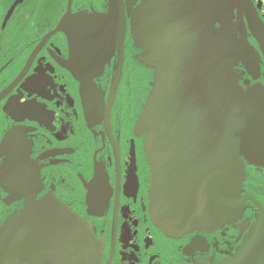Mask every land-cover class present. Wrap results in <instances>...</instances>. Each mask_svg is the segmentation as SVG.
<instances>
[{"label":"flooded vegetation","instance_id":"1","mask_svg":"<svg viewBox=\"0 0 264 264\" xmlns=\"http://www.w3.org/2000/svg\"><path fill=\"white\" fill-rule=\"evenodd\" d=\"M111 1L0 0V225L25 204L6 181L16 142L27 175L31 167L36 172L34 198L54 196L86 220L103 264H217L230 259L264 214V166L244 161L243 202L236 218L226 216L217 226L187 230L179 237L154 224L145 134L134 130L153 78V70L137 59L143 50L131 33V17L141 0H114L119 5L115 15L124 18V35H117L122 29L115 21L103 67L81 70L91 77L86 86L72 69L75 63L94 64L86 52L91 47L72 43L70 23L59 26L74 14H104ZM223 11V23L249 49L233 66L239 83L244 89L264 85V0H230ZM214 26L222 27L220 22Z\"/></svg>","mask_w":264,"mask_h":264},{"label":"water","instance_id":"2","mask_svg":"<svg viewBox=\"0 0 264 264\" xmlns=\"http://www.w3.org/2000/svg\"><path fill=\"white\" fill-rule=\"evenodd\" d=\"M226 2L141 0L130 21L133 39L143 50L137 59L153 70L134 130L145 134L150 215L168 236L236 218L243 202L244 161L264 166V85L244 89L239 83L233 66L249 49L223 23ZM118 8L113 0L104 14L62 18L60 27L72 26V43L91 47L86 52L94 64L75 63L72 69L83 86L91 77L81 70H100L108 57L115 21L123 38ZM92 48L106 55L90 54ZM23 154L14 142L6 181L25 204L0 225V264H103L86 220L54 196L34 198L36 172L30 166L27 175ZM217 264H264V214L251 224L234 256Z\"/></svg>","mask_w":264,"mask_h":264}]
</instances>
